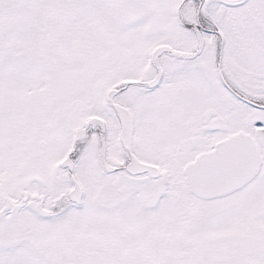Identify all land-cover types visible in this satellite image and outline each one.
Masks as SVG:
<instances>
[{"label":"snow or ice","instance_id":"6c2138e0","mask_svg":"<svg viewBox=\"0 0 264 264\" xmlns=\"http://www.w3.org/2000/svg\"><path fill=\"white\" fill-rule=\"evenodd\" d=\"M0 264H264V0H0Z\"/></svg>","mask_w":264,"mask_h":264}]
</instances>
